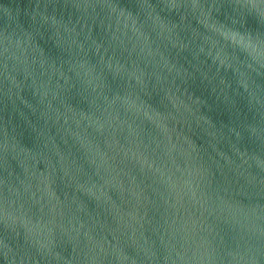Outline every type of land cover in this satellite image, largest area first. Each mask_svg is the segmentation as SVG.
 Wrapping results in <instances>:
<instances>
[{
	"label": "water",
	"instance_id": "95a60500",
	"mask_svg": "<svg viewBox=\"0 0 264 264\" xmlns=\"http://www.w3.org/2000/svg\"><path fill=\"white\" fill-rule=\"evenodd\" d=\"M0 264H264V0H0Z\"/></svg>",
	"mask_w": 264,
	"mask_h": 264
}]
</instances>
